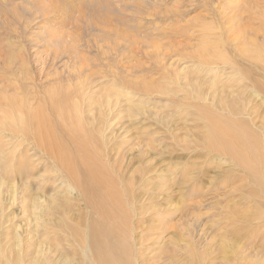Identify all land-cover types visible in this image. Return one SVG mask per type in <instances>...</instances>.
Masks as SVG:
<instances>
[{
    "label": "rangeland",
    "instance_id": "1",
    "mask_svg": "<svg viewBox=\"0 0 264 264\" xmlns=\"http://www.w3.org/2000/svg\"><path fill=\"white\" fill-rule=\"evenodd\" d=\"M259 50L264 56V0H0V121L10 117L14 124L10 130L0 125L2 204L10 203L8 183L1 179L10 173H16L8 182L17 184L19 196L29 182L43 184L45 171L57 174L49 156L29 143L37 141L36 133L19 125L21 112L25 118L55 119L63 128L82 125L90 137L96 132L85 114L93 109L98 116L102 106L109 118L118 114L116 134L107 139V145L116 143L109 151L111 162L105 160L108 148L100 137H85L83 144L98 150V161L110 167L117 186L121 178L139 183L147 170L152 178L148 189L155 202L148 201L149 212L136 236L141 264H264L260 184L248 177L244 164L225 153L226 160L220 159L202 139L211 111L229 129L234 118L218 104L222 100L225 105L241 85L247 86L245 103L257 108V125L264 128ZM108 101L112 109L118 103L122 113L110 110ZM143 150H149L147 157L139 155ZM27 151L38 155L31 158ZM115 160L117 173L111 170ZM21 163L27 168L12 172ZM29 170L24 184L20 179ZM31 172L35 177L29 178ZM141 187L137 192H143ZM19 196L11 209L19 215L10 218L6 232L27 238L30 226ZM82 205L87 210L85 201ZM129 225L116 230L123 231L127 248L135 237ZM163 252L164 259L159 257ZM124 257L139 264L129 253Z\"/></svg>",
    "mask_w": 264,
    "mask_h": 264
},
{
    "label": "bare ground",
    "instance_id": "2",
    "mask_svg": "<svg viewBox=\"0 0 264 264\" xmlns=\"http://www.w3.org/2000/svg\"><path fill=\"white\" fill-rule=\"evenodd\" d=\"M257 58L260 61H264L261 50L258 51ZM238 87L237 94L231 93V97L229 96L230 100L226 101L227 103L225 102V105H223L222 100L218 104L221 112H226L228 108L229 115L234 118L232 119L233 123L231 121L227 123L229 129H223L225 121L219 119L218 115L216 116L217 112L211 111L210 113L214 120L211 118L205 119L206 121L208 119L206 123L209 122V128L206 139H202H204V147L210 149L209 151L213 152L217 157H220V159L224 158L222 154L225 153L231 160L239 164H244V169L248 177L257 178V182L260 184L262 194L264 195V128L257 125V108L250 107L247 105L248 103H245L243 97L244 94L245 97L247 95V86L241 85ZM258 88L262 90L261 93H264V84ZM255 92L259 94V90ZM225 96L227 95L225 94ZM97 106L95 107L97 108ZM101 108L97 112L98 116L93 113V109L88 114H85L89 127L96 132L94 136L92 133H89L90 137L84 136L86 135V129L84 127L83 129L82 125L80 128V126L77 127L78 125L76 127H68V125L63 124L66 129L63 126L55 124V119L48 121L43 117L37 116V114L36 116H34L35 114L33 115V119L30 116H28L30 118H25V115L21 112L19 125H27V128L31 127L33 133H36L34 136L37 141H29V143L36 146L39 154L49 156L54 167L52 172L57 174L54 175L52 173L49 176L46 174L47 171H45L42 175L40 174L42 178H45L43 184L39 181L26 184L30 170L28 172L24 171V178L20 180L26 184L25 187L28 191L23 192L20 196L18 195L17 184L8 182L9 179L14 181L15 176L13 175L16 173H12V175L8 170V173L13 177L9 175L6 178H1L8 183L5 189L10 191L8 198L10 203L3 205L0 200V224H2L0 226V264H130L128 261L129 258L126 259L124 257L128 253L139 264L143 262H140L143 255L140 252L141 247L136 236L145 222L143 216L149 212L148 201L155 202V194H152L150 189H148L149 182L152 178H148L150 175L148 176L149 170H147L143 174V178H140L139 183L127 182L120 177L121 179L117 186L109 174L110 167L108 165L102 166V162L98 161V159H101L99 158L100 154L97 152L98 150L96 151L90 146V143L83 144L85 137H89L87 140L89 141V139H92L91 136H93V139L100 137L107 145L111 141H107L109 135L116 134L118 114L112 112L111 118H109L108 115H105V112L108 111L107 108L103 106L107 110L105 112ZM108 108L113 111L117 109L118 113H122L118 103L114 109H112V105L109 103ZM59 110L62 112L63 108ZM60 115L62 114L59 113L58 116L60 117ZM77 115L81 117H79L80 121H84L83 119L85 117L83 112H78ZM72 116L69 118H73ZM245 117L249 118L250 121H246ZM11 120L10 117L5 118L3 121H0V125L6 130H10L11 126L14 125L10 123ZM95 124H97L96 127ZM22 139L28 141L25 136ZM145 139H149L147 135H145ZM69 143L70 145L75 143L76 148L71 149ZM115 145L116 143L113 146L111 144L107 145L108 149L106 152L108 157H105V160L111 162L112 156L110 152L113 151ZM215 150L217 152H214ZM26 153L31 158L38 155L36 153L31 155L28 151ZM147 153H150L149 150H143V153L139 155L147 157ZM7 155H4V160L7 159ZM103 158L104 155L102 156ZM115 161L111 170L117 173L119 167L116 168L118 161ZM255 165L256 169H253ZM45 167L49 166L46 165ZM26 168L27 166L21 163L19 166H15L12 172L22 171ZM34 168L37 169V167ZM35 174L37 173L31 172L29 178L32 175L35 177ZM11 183L12 185H9ZM163 186H166V184ZM47 187L48 190L45 193L39 191ZM140 187L143 192H137V189ZM3 189L4 182H1L0 196H2L1 192ZM252 195L254 194L252 193ZM18 196L20 197L19 203L24 205L21 207L24 219L29 222L30 226L29 236L27 238L22 236V233L19 234V232L15 233L17 235L16 237H12L10 231L6 232V227L9 228L11 226L10 224L8 225L10 218H15L19 215V211L17 213L16 211H11L14 204L18 203ZM82 198L83 202L85 201L87 205V210L84 209L83 202L81 203ZM75 202L80 203V205L77 207ZM129 222L132 225V228H130L131 234L135 237L132 240L131 247L127 248L126 237L122 235L123 231H120L121 234H117L116 230L122 228V225H129ZM160 225L164 226L165 224L160 222ZM141 234L143 233L141 232ZM143 247L145 248V246ZM159 257L164 259L165 252L160 254Z\"/></svg>",
    "mask_w": 264,
    "mask_h": 264
}]
</instances>
